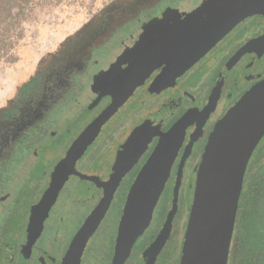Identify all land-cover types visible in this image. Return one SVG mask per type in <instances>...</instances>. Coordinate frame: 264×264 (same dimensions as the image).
<instances>
[{
    "label": "flooded vegetation",
    "instance_id": "flooded-vegetation-1",
    "mask_svg": "<svg viewBox=\"0 0 264 264\" xmlns=\"http://www.w3.org/2000/svg\"><path fill=\"white\" fill-rule=\"evenodd\" d=\"M188 1H141L99 26L73 56L53 66L41 92L27 106L8 116V125L0 131V264L180 263L209 137L226 115L231 97L241 98L264 80V14L242 20L166 85L155 83L162 68L153 71L115 113L90 129L89 135L95 136L85 148L75 142L113 102H121L117 89L106 87L142 50L118 65V52L136 44L146 28L138 25ZM104 66L116 67L99 80ZM172 128L176 131L168 140L166 177L155 187L141 233L127 248L118 242V229L128 192ZM263 151L264 137L248 161L245 177ZM116 163L125 168L112 184L109 177ZM243 187L244 182L238 211ZM49 188L54 191L47 194ZM107 191L112 194L99 223L83 247L73 246ZM238 211L227 264L245 229L241 220L237 225ZM113 213L119 215L118 222L100 244L99 227ZM29 237L32 246L27 245Z\"/></svg>",
    "mask_w": 264,
    "mask_h": 264
},
{
    "label": "water",
    "instance_id": "water-1",
    "mask_svg": "<svg viewBox=\"0 0 264 264\" xmlns=\"http://www.w3.org/2000/svg\"><path fill=\"white\" fill-rule=\"evenodd\" d=\"M254 14H264V0H208L190 14L172 20L106 87L108 91L117 89L121 102H113L105 109L75 143L85 148L95 136L89 135L90 129L115 113L153 71L162 68L155 83L166 85L191 68L238 23ZM175 131L172 128L161 139L128 192L118 229V242L127 248L141 233L155 187L166 177L171 159L168 140ZM263 137L264 80L235 103L209 137L196 178L179 264H227L246 167ZM124 168V163L114 165L110 183ZM51 191L54 189L49 188L46 193ZM111 194L109 191L108 197L85 221L73 246L81 243L83 247L107 209ZM33 242L29 237L27 245L32 246Z\"/></svg>",
    "mask_w": 264,
    "mask_h": 264
},
{
    "label": "rangeland",
    "instance_id": "rangeland-1",
    "mask_svg": "<svg viewBox=\"0 0 264 264\" xmlns=\"http://www.w3.org/2000/svg\"><path fill=\"white\" fill-rule=\"evenodd\" d=\"M141 1L147 0L11 1L14 8L9 13L5 11L3 16L0 14V131L8 125L10 114L16 113L19 108L23 109L41 92L53 66L62 65L73 56L99 26H104ZM207 1L189 0L182 5L164 9L151 21H142L138 26L146 28L138 35L136 44L118 52V65L124 64L130 55H135L153 40L162 26L190 14ZM115 67L104 66L98 79H106ZM237 98L235 95L231 97L225 114L240 97ZM248 175V187L252 194L249 195L247 207L243 209L246 213L257 201L255 194L263 193L264 190V151L258 156ZM262 196V204L258 210L254 208L252 213L246 215L248 221L245 222L246 218L243 216L242 225L245 229L242 236L245 235L246 240H253L255 235L261 240L264 236V193ZM118 217L117 213H113L107 222H102L97 235L100 244L112 233ZM245 245L242 261L248 264V260L256 252L253 247ZM259 251L262 252L261 249Z\"/></svg>",
    "mask_w": 264,
    "mask_h": 264
},
{
    "label": "trees",
    "instance_id": "trees-1",
    "mask_svg": "<svg viewBox=\"0 0 264 264\" xmlns=\"http://www.w3.org/2000/svg\"><path fill=\"white\" fill-rule=\"evenodd\" d=\"M11 1H17V0H0V14L2 16L5 13V11L9 13L14 8V6L10 4ZM248 176L249 175H247L244 179V187H243V193H242L241 201H240V210L238 211V223H237V225H240L239 224L240 220L242 221V219H243V221H244V217L246 218L245 222L248 221L246 215L248 213H252L254 208L257 209L262 204V197H263L262 194L264 193V190H263V193L259 194V192H257V194H255L256 196L254 195L256 197L257 201H255L254 204L248 208V209H250V208L251 209L248 210L247 213L245 211L243 212V209L245 207H247L249 195L252 194V190H250V188L248 187L249 186ZM250 233H252V232L250 231ZM237 237H238L237 238L238 239L237 240L238 241L237 242V249H236L235 253L232 254L233 256L231 255V257H230V264H245L242 261V258L245 254L244 250H243L246 246L245 244L253 247L254 248L253 250L256 252L254 254V256L248 260V264H264V247H263L264 246V236H263V238H261V240H260V238L257 239L256 235L253 238V240H251V239L246 240L245 235L242 236V234L239 233V235ZM259 249H261L262 252L259 251Z\"/></svg>",
    "mask_w": 264,
    "mask_h": 264
}]
</instances>
